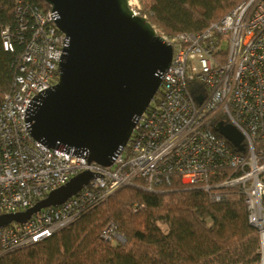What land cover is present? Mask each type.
<instances>
[{"label":"built area","instance_id":"built-area-1","mask_svg":"<svg viewBox=\"0 0 264 264\" xmlns=\"http://www.w3.org/2000/svg\"><path fill=\"white\" fill-rule=\"evenodd\" d=\"M128 5L139 15V6ZM13 16L14 24L1 30L3 50L14 53L16 44L21 50L11 87L0 93V215L32 207L81 172L91 178L62 204L0 228L3 251L43 240L122 186L156 191L176 177L216 202L226 198L221 189L238 188L264 263V149L254 147L264 143V0L243 2L198 33L168 36L152 24L171 47V61L110 166L31 135L30 113L58 82L67 37L50 6L16 0ZM220 125L243 136L241 150ZM101 237L122 238L111 222Z\"/></svg>","mask_w":264,"mask_h":264},{"label":"trees","instance_id":"trees-1","mask_svg":"<svg viewBox=\"0 0 264 264\" xmlns=\"http://www.w3.org/2000/svg\"><path fill=\"white\" fill-rule=\"evenodd\" d=\"M246 1L138 0V13L173 36L202 32ZM15 3L0 0V93L11 87L21 50L19 44L14 53L2 48L1 30L14 24ZM254 147L264 149V143ZM221 190L226 198L216 202L176 177L156 191L122 186L39 242L5 251L0 246V264H261L259 234L248 222L244 195L238 188ZM109 222L123 241L101 237Z\"/></svg>","mask_w":264,"mask_h":264},{"label":"water","instance_id":"water-1","mask_svg":"<svg viewBox=\"0 0 264 264\" xmlns=\"http://www.w3.org/2000/svg\"><path fill=\"white\" fill-rule=\"evenodd\" d=\"M42 1L57 13L67 46L57 84L30 113V133L49 147L65 146L110 166L158 90L172 49L146 18L133 14L128 0ZM218 131L242 149L237 130L220 125ZM90 178L81 172L32 207L0 215V228L62 204Z\"/></svg>","mask_w":264,"mask_h":264},{"label":"rangeland","instance_id":"rangeland-1","mask_svg":"<svg viewBox=\"0 0 264 264\" xmlns=\"http://www.w3.org/2000/svg\"><path fill=\"white\" fill-rule=\"evenodd\" d=\"M131 4L132 5H134V6H139L140 7V5H139V2H138V0H136V3H135V0H131ZM136 6V7H137ZM161 226V228H165V226L164 225H160ZM121 236V235H120ZM122 237V236H121ZM114 241V240H113ZM118 241H123V237L120 239V240H118Z\"/></svg>","mask_w":264,"mask_h":264}]
</instances>
